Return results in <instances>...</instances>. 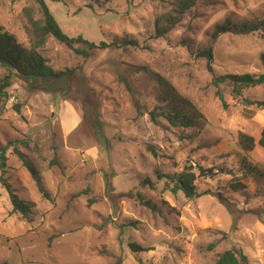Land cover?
Returning <instances> with one entry per match:
<instances>
[{"label": "rangeland", "instance_id": "obj_1", "mask_svg": "<svg viewBox=\"0 0 264 264\" xmlns=\"http://www.w3.org/2000/svg\"><path fill=\"white\" fill-rule=\"evenodd\" d=\"M45 1L70 37L119 46L85 58L49 35L42 53L71 89L49 92L45 78L19 77L9 87L0 112V146L11 145L5 178L33 204L34 219L13 210L0 183V263L215 264L236 249L264 264V148L246 153L238 144L240 132L258 140L264 129L262 109L243 100L263 99L264 85L238 98L232 85L214 84L216 76L264 71V30L222 34L212 71L196 55L227 18H264V0H197L162 37H154L156 17L170 0ZM29 6L43 19L35 0H0V26L26 46ZM7 73L0 65V79ZM183 99L191 127L152 120ZM14 147L37 165L48 198ZM187 166L220 170L199 178L192 200L158 177Z\"/></svg>", "mask_w": 264, "mask_h": 264}, {"label": "trees", "instance_id": "obj_2", "mask_svg": "<svg viewBox=\"0 0 264 264\" xmlns=\"http://www.w3.org/2000/svg\"><path fill=\"white\" fill-rule=\"evenodd\" d=\"M41 7L43 19L35 17L34 8L29 6L24 9L28 24L26 30L30 35V45L26 46L19 42L16 36L0 26V65L7 70V74L0 79V112L5 108L6 101L9 98V87L12 85L14 78L19 77L24 80H38L41 78H48L52 76H60L62 72H55L54 69L48 64V60L43 55L42 50L47 42L49 35H53L60 42L64 43L68 48L72 49L76 54L82 55L85 58L97 49L108 48L109 46H119L117 42L107 43L102 41L97 44L89 41L82 35L70 37L61 28L59 22L53 15L45 0H35ZM164 1V0H160ZM171 8L167 12H162L157 15L155 22L154 37H162L168 34L182 19L184 14L196 5L197 0H170ZM259 30H264V18L244 21L235 23L230 18L224 22L217 24L211 34L210 41L206 47L197 51L198 57H203L207 61V67L210 71L213 70L214 60V44L217 39L224 33H250ZM76 44H83L85 48L76 47ZM264 66V53L260 57ZM76 69H69L68 73L75 74ZM214 84L232 85L233 93L236 97H242L243 90L252 87L264 85V71L260 74L244 73V74H225L214 77ZM186 100V101H185ZM247 105H255L257 109H264V98L260 100H251L243 98ZM187 99L175 103H170L172 111L152 112V120L156 121L157 116H164L171 124L183 127H191L193 125V118L188 116L179 104H186ZM14 108L21 112V104H15ZM238 144L246 153L255 150L259 145L264 148V129L257 140L253 135L245 132H240L238 137ZM11 145L0 146V183L5 185L9 190L10 200L13 205V210L19 212L27 221H33L34 210L33 204L15 193L11 184L5 178L8 166L7 151ZM14 151L23 161L24 165L30 171L33 179L35 180L39 190L46 198L49 193L45 190L42 179L40 176L37 165L28 159L21 151L14 147ZM56 163V159L54 160ZM220 170L209 168H201L199 172L195 171L192 166L185 167L182 171L174 174H164L158 171L159 178H166V187L176 193L182 191L185 196L192 200L199 196L197 182L200 177L216 176ZM144 185L154 183L148 179L143 182ZM148 206L155 209L154 205L150 202H145ZM123 232L120 233V240H122ZM129 247L133 251H145L146 248L137 243H130ZM215 247V243H211L209 248ZM1 264V263H0ZM114 264H122L121 260L116 261ZM215 264H250L248 256L239 250L228 249L220 253L215 261Z\"/></svg>", "mask_w": 264, "mask_h": 264}, {"label": "water", "instance_id": "obj_3", "mask_svg": "<svg viewBox=\"0 0 264 264\" xmlns=\"http://www.w3.org/2000/svg\"><path fill=\"white\" fill-rule=\"evenodd\" d=\"M44 83L45 87L43 89L49 92H56L60 89L69 91L71 89L69 86V76L66 74L45 78Z\"/></svg>", "mask_w": 264, "mask_h": 264}, {"label": "crops", "instance_id": "obj_4", "mask_svg": "<svg viewBox=\"0 0 264 264\" xmlns=\"http://www.w3.org/2000/svg\"><path fill=\"white\" fill-rule=\"evenodd\" d=\"M260 114H264V109L260 110ZM259 145L256 146L258 148Z\"/></svg>", "mask_w": 264, "mask_h": 264}]
</instances>
